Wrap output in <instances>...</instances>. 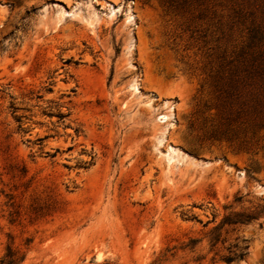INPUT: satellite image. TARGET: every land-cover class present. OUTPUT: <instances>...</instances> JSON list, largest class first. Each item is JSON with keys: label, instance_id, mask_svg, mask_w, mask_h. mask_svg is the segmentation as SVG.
<instances>
[{"label": "rangeland", "instance_id": "1", "mask_svg": "<svg viewBox=\"0 0 264 264\" xmlns=\"http://www.w3.org/2000/svg\"><path fill=\"white\" fill-rule=\"evenodd\" d=\"M11 254L264 264V0H0Z\"/></svg>", "mask_w": 264, "mask_h": 264}, {"label": "trees", "instance_id": "2", "mask_svg": "<svg viewBox=\"0 0 264 264\" xmlns=\"http://www.w3.org/2000/svg\"><path fill=\"white\" fill-rule=\"evenodd\" d=\"M50 89V88H49ZM48 89V90H49ZM14 102L11 103V107H12V110L13 112L17 110V107L16 106H13ZM61 107H65L63 104L59 105L58 108H57V111L54 112L53 110H51V108H49L48 110H43V114L48 116V117H52V116H55L57 118L58 121L60 122H63L65 117L68 115V113H65V112H62L61 111ZM17 121L20 122V119L17 117L16 118ZM64 125V124H63ZM66 125H64L65 127ZM42 139L41 138H37L36 140L37 141H40ZM58 151V149H55V152ZM255 218V215L253 213H245V212H236V213H233V214H228V215H225L222 219V223H245V222H249L250 220L254 219ZM246 252L244 250H241L239 251L238 254H236L235 257H243V255L245 254ZM8 258L5 260V261H1V263H4V264H14V262L16 261V259L13 257V254L11 255H8L7 256ZM233 259L232 256H226L225 257V261L229 262Z\"/></svg>", "mask_w": 264, "mask_h": 264}, {"label": "bare ground", "instance_id": "3", "mask_svg": "<svg viewBox=\"0 0 264 264\" xmlns=\"http://www.w3.org/2000/svg\"><path fill=\"white\" fill-rule=\"evenodd\" d=\"M156 84L161 88V89H169L170 85L167 82L164 81H156Z\"/></svg>", "mask_w": 264, "mask_h": 264}]
</instances>
